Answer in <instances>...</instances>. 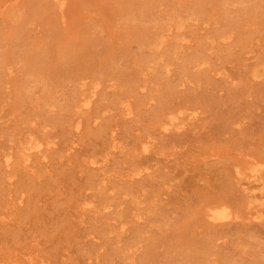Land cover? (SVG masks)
Listing matches in <instances>:
<instances>
[{
    "label": "rangeland",
    "instance_id": "rangeland-1",
    "mask_svg": "<svg viewBox=\"0 0 264 264\" xmlns=\"http://www.w3.org/2000/svg\"><path fill=\"white\" fill-rule=\"evenodd\" d=\"M256 165L264 0H0V264H264Z\"/></svg>",
    "mask_w": 264,
    "mask_h": 264
},
{
    "label": "bare ground",
    "instance_id": "bare-ground-1",
    "mask_svg": "<svg viewBox=\"0 0 264 264\" xmlns=\"http://www.w3.org/2000/svg\"><path fill=\"white\" fill-rule=\"evenodd\" d=\"M184 30V29H183ZM177 33V32H176ZM203 69V68H202ZM219 71V70H218ZM212 76V75H211ZM90 90V89H89ZM96 91L95 92H92V94H90L89 96L88 95H85L86 97L83 98L81 104H80V107H79V110L81 112L83 111H87L91 104H92V100H93V96L95 95ZM98 93V92H97ZM83 97V96H82ZM81 97V98H82ZM80 98V99H81ZM98 98V97H97ZM97 102V101H96ZM79 103V102H78ZM95 103V102H94ZM77 108V107H76ZM126 115L127 117L131 115V111L126 108ZM180 112V111H179ZM176 113V112H175ZM178 114V113H177ZM196 114V113H195ZM124 115V114H123ZM174 116V115H173ZM194 113L193 114H190L188 115V117L186 118L185 116V120H178V116H174V117H171L170 119L167 120V122H164L163 124H161V128L164 130V132H167L169 131L170 129H183V127L186 125V122L187 120H191L193 122L192 119H194ZM133 117V116H132ZM76 120V119H75ZM196 120V119H195ZM93 121V120H92ZM191 122V123H192ZM188 124V123H187ZM190 124V123H189ZM81 126V125H80ZM194 126V125H193ZM186 127V126H185ZM196 127V126H195ZM194 128V127H193ZM115 129V128H114ZM111 130V129H110ZM170 133V132H169ZM115 134V133H114ZM151 137V136H150ZM149 142L150 141H146V142H143L142 143V150L143 152H147L149 150ZM33 143V142H32ZM34 145H31L30 143V146L27 148L26 152L23 153V159H22V164L25 165V167H29V162L31 161V153L32 152H36L37 154L38 153H41L42 152V149H41V144H35L33 143ZM113 145L117 148L116 144L113 143ZM109 146V145H108ZM110 148V147H109ZM111 149V148H110ZM109 149V150H110ZM116 150V149H115ZM121 150V149H120ZM119 150V151H120ZM138 150V149H137ZM33 154V153H32ZM140 154V153H139ZM145 154V153H144ZM108 155V154H107ZM6 158V157H5ZM3 160V159H2ZM11 162V161H10ZM17 162V161H16ZM103 163V162H102ZM99 164V163H98ZM4 165V164H3ZM7 166H9V161H7ZM8 169V168H7ZM27 171V170H26ZM30 173V172H29ZM106 173V172H105ZM238 174L242 175L244 174V176H240L238 177V184L239 186L241 187H244L243 188V192H245V205H248L246 206L248 209H250L249 211V214L250 216L253 218H260L261 216L258 215V207H264V174H262V171L260 168H257V165L256 167H252L248 173H242L238 170L237 172V175L235 177L238 176ZM141 175V174H139ZM35 179V178H34ZM104 182V181H103ZM254 183H258L257 185H255ZM12 184V183H11ZM258 191V192H257ZM162 199V198H161ZM160 199V200H161ZM135 204V203H134ZM138 205V204H137ZM211 206V205H210ZM135 207V206H134ZM99 208V207H97ZM110 209V208H109ZM263 209V208H262ZM254 210V211H252ZM103 211V209H102ZM99 212V211H98ZM97 212V213H98ZM247 212V211H246ZM96 213V214H97ZM118 213V211H117ZM139 213V212H138ZM236 214V213H235ZM207 218L212 221L211 223L215 222V223H218V222H222L223 221H226V220H231V219H237L239 218L238 216H233L230 212L226 211V209H224L223 207L220 208L219 206H216V207H213V208H210L208 210V213L206 214ZM244 219V218H243ZM7 221V220H6ZM239 221V220H238ZM242 222H246V221H242ZM116 224V223H115ZM214 224V223H213ZM219 224V223H218ZM224 224V223H223ZM119 227V226H118ZM115 229V228H114ZM112 230V229H111ZM124 230V229H123ZM123 235V234H122ZM120 240V239H119ZM120 242V241H119ZM132 249V248H131ZM132 251V250H131ZM138 251V249H137ZM136 251V252H137ZM132 260V259H131ZM46 261V260H45ZM27 262V261H26ZM16 263V262H15ZM28 263V262H27ZM44 263V262H43ZM48 263V262H47Z\"/></svg>",
    "mask_w": 264,
    "mask_h": 264
}]
</instances>
